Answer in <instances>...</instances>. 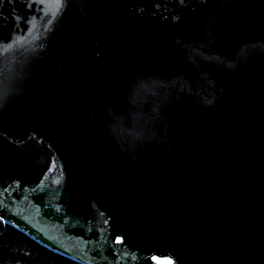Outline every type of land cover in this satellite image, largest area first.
<instances>
[{
	"label": "water",
	"instance_id": "water-1",
	"mask_svg": "<svg viewBox=\"0 0 264 264\" xmlns=\"http://www.w3.org/2000/svg\"><path fill=\"white\" fill-rule=\"evenodd\" d=\"M5 189L85 264H264V0H2Z\"/></svg>",
	"mask_w": 264,
	"mask_h": 264
},
{
	"label": "trees",
	"instance_id": "trees-1",
	"mask_svg": "<svg viewBox=\"0 0 264 264\" xmlns=\"http://www.w3.org/2000/svg\"><path fill=\"white\" fill-rule=\"evenodd\" d=\"M0 264H85L0 219Z\"/></svg>",
	"mask_w": 264,
	"mask_h": 264
},
{
	"label": "snow or ice",
	"instance_id": "snow-or-ice-1",
	"mask_svg": "<svg viewBox=\"0 0 264 264\" xmlns=\"http://www.w3.org/2000/svg\"><path fill=\"white\" fill-rule=\"evenodd\" d=\"M0 2H2V0H0ZM9 2H11V0H9ZM29 6H31V5H29ZM19 19H20V18L17 17V20H19ZM11 47H12V45H11V44H8V45L5 46V50H6L7 48H11ZM5 192H7L6 189H5V190H0V196H4ZM2 203H3V201L0 200V204H2ZM0 219H3L2 215H0ZM117 242L119 243V242H121V241L118 240ZM169 264H172V262L170 261Z\"/></svg>",
	"mask_w": 264,
	"mask_h": 264
}]
</instances>
